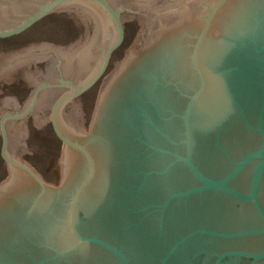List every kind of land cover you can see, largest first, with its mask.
Returning a JSON list of instances; mask_svg holds the SVG:
<instances>
[{"label": "water", "instance_id": "obj_1", "mask_svg": "<svg viewBox=\"0 0 264 264\" xmlns=\"http://www.w3.org/2000/svg\"><path fill=\"white\" fill-rule=\"evenodd\" d=\"M50 13L81 14L88 37L30 44L0 70L27 66L34 86L27 107L0 106V264H264V248L229 249L264 247V0H0V38ZM131 20L142 31L87 134L63 107L104 75ZM29 116L63 142L59 186L23 160ZM255 123L263 138L239 129Z\"/></svg>", "mask_w": 264, "mask_h": 264}, {"label": "rangeland", "instance_id": "obj_2", "mask_svg": "<svg viewBox=\"0 0 264 264\" xmlns=\"http://www.w3.org/2000/svg\"><path fill=\"white\" fill-rule=\"evenodd\" d=\"M87 27L81 14L50 13L25 31L10 37L0 38V70L15 56L18 51L30 50V44L74 45L86 38ZM125 38L122 45L115 51L108 65L105 76L110 75L128 55L129 50L141 33L138 20L124 22ZM29 76L28 67L18 68V74L0 79V106L5 105L7 98L19 96L27 107L34 93L32 82L26 81ZM104 80L98 82L74 103L84 102L82 109L85 132L90 134L91 122L97 105ZM89 90V89H88ZM2 111H0V114ZM35 119L29 116L28 150L32 154L23 155V160L29 163L47 182L54 186L60 185V160L63 142L57 136L52 123H46L40 129L34 125ZM10 164L3 152L2 134H0V184L6 181L10 173Z\"/></svg>", "mask_w": 264, "mask_h": 264}, {"label": "flooded vegetation", "instance_id": "obj_3", "mask_svg": "<svg viewBox=\"0 0 264 264\" xmlns=\"http://www.w3.org/2000/svg\"><path fill=\"white\" fill-rule=\"evenodd\" d=\"M86 37H88V35H85ZM115 53V52H114ZM113 53V54H114ZM113 54H112V56H111V59L113 58ZM111 59H110V62H111ZM109 62V63H110ZM110 65V64H109ZM119 65V64H118ZM118 65L116 66V67H118ZM109 67V66H108ZM117 69V68H116ZM115 69V70H116ZM107 70H108V68L106 69V72H107ZM105 72V73H106ZM115 72V71H114ZM113 72V73H114ZM113 73L109 76L108 74L105 76V74L100 78L102 81L104 80L105 81V84H106V82L109 80V78L113 75ZM86 80V79H85ZM100 81V80H99ZM98 81V82H99ZM98 82L96 83V85L98 84ZM58 83H60L59 85V87L57 88V89H59V88H61V87H66V88H68V93L69 92H73L74 91V89L73 88H75V87H78L79 85L78 84H75L73 81H67V80H65V81H62V80H60V81H58ZM105 84H104V86H105ZM96 85H93V87L92 88H94V87H96ZM103 86V87H104ZM103 87H102V89H100V93H102V91H103ZM92 88H90L89 90H87V91H85L84 93H82L81 95H79V96H77V97H75V98H73L70 102H68L64 107H63V110H68V109H70V111H75L76 109H78V110H82L83 108H84V102H80V103H78V104H76V102L74 103V99H76V98H81V97H83V95H85L86 93H88ZM54 89V88H53ZM54 90H56V89H54ZM64 95V94H63ZM62 95V96H63ZM61 97V96H60ZM261 116L262 115H259V118H257V123L259 122L260 123V121H263V119L261 120ZM257 123H255V124H251V125H249L246 129H244V127H239V129L240 130H248L247 132H252V133H256V135H257V138H258V136H260V137H262L263 138V136L261 135V133L260 132H257L256 131V128H257ZM258 123V124H259ZM234 135V133H232V136ZM257 142H259L260 143V141H257ZM231 159H232V157H230ZM240 159V158H239ZM259 161H261L260 159H259ZM239 187V186H238ZM240 188V187H239ZM241 189V188H240ZM253 226H255V224H252V222L250 223V225H244V226H241V228L240 229H238V230H236V231H240V230H243V229H245V228H248V227H253ZM237 229V228H236ZM258 239L256 238V239H243V238H236L235 239V241L234 242H238L239 243V245L238 246H230L229 245V249H243V250H248V251H253V250H259V249H263L264 247L262 246V241H260L259 240V243H257L256 241H257ZM256 242V243H255ZM235 243V244H236ZM200 257L201 256H198V257H196L195 259H191V261H192V264H199V260H200ZM236 264V263H235ZM237 264H251V259H249V258H244V259H240V260H238V263Z\"/></svg>", "mask_w": 264, "mask_h": 264}, {"label": "bare ground", "instance_id": "obj_4", "mask_svg": "<svg viewBox=\"0 0 264 264\" xmlns=\"http://www.w3.org/2000/svg\"><path fill=\"white\" fill-rule=\"evenodd\" d=\"M127 58V57H126ZM14 175V179L16 178V176H15V174H13Z\"/></svg>", "mask_w": 264, "mask_h": 264}]
</instances>
